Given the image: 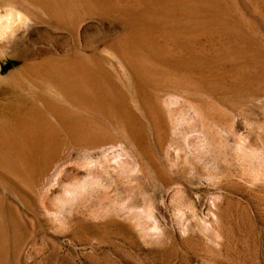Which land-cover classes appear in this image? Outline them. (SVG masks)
<instances>
[{
  "label": "rangeland",
  "instance_id": "obj_1",
  "mask_svg": "<svg viewBox=\"0 0 264 264\" xmlns=\"http://www.w3.org/2000/svg\"><path fill=\"white\" fill-rule=\"evenodd\" d=\"M5 1L2 13L12 8ZM108 1L121 12L73 5L67 25L29 19L13 36L18 47L0 49V119L19 93L63 107L43 118L42 148L0 165L8 217L0 264H264L263 65L254 62L241 85L226 73L230 60L193 91L165 77L146 84L143 63L178 76L161 50L166 42L189 52L191 43L219 47L233 35L215 30L206 6L188 14L186 0ZM237 1L264 38L261 9L259 19L247 0ZM190 21L209 26L185 28ZM77 50L98 55L94 77L109 94V111L79 107L68 88L63 100L45 87L42 71L23 67Z\"/></svg>",
  "mask_w": 264,
  "mask_h": 264
},
{
  "label": "bare ground",
  "instance_id": "obj_2",
  "mask_svg": "<svg viewBox=\"0 0 264 264\" xmlns=\"http://www.w3.org/2000/svg\"><path fill=\"white\" fill-rule=\"evenodd\" d=\"M247 1L250 3L249 5H251V8L253 9L254 13L259 16V19H260V14L262 13V16H263L262 20H263L264 19V0L263 1L247 0ZM5 2H3V0H0V5H5L6 4ZM186 2L189 5L193 6L190 9L188 8L189 5L187 6L186 12L188 14H192L193 12H195V10L191 12V9L193 8H196V11H197V8H201L203 6L208 7L210 11H207L206 13L210 17V23H213L216 26L215 30H217V27L219 29H224L226 32L233 35V38L231 39L233 41L228 42L227 44L219 45V47H197L196 43L195 45L191 43L188 45V48H186L187 50H190L189 52L188 51L183 52L182 49L177 50V48L170 45L171 43L167 44L166 42L165 45L161 46L162 47L161 50L163 51V55L168 60V63L170 64V66L172 65L171 67H175V69L177 68L176 70L178 71V76L171 77L170 75L172 74L168 76L167 74L169 73H168V69H166L165 64H164L165 68L161 67L162 69L155 68L153 70L151 69L153 67H151L149 70L145 65H143L144 64L143 63V64H140V66L142 65V68L143 70H145V74L147 76L145 82L147 81V79H149L152 83H158L163 77H165L167 80L168 79L172 80V82L175 85L177 84L180 87H184L186 89H192L193 91V89H196L197 87L201 86L200 79L203 78L202 76H204L206 73L210 72L208 71L209 69L211 68L215 69V67L218 66L219 64L223 65V62L225 63L227 62V60L228 61L230 60L232 63V66L231 68H229V70H227L226 73L229 77H231V79L233 80V83L241 85L243 84L242 82L247 81V79L245 78V74L247 73V71L251 72V69L249 67H251L254 62H258L259 65L261 63L264 67V38H260V31L258 28V25L260 26V22H258V20H255L252 16H249V14H244L243 13L244 9L243 11H240L241 8L238 7L240 3H238L237 0H203L204 3L201 2V0L200 1L199 0H186ZM171 3L172 2H170V4ZM7 5H9L12 8L6 11L5 13H2L0 10V49H3V50L5 48H9V47L15 48L17 46V39L15 40L13 36H15L19 30L21 31V28L28 25L27 22H29L28 21L29 19L41 20L40 18H44V19L50 20L52 18H56L61 23H63V25H67L71 19L70 12H71V7L73 5L77 7H83L85 9L88 6L97 8V9L103 6L102 9L106 12H112V11L121 12L120 9L116 8V6L115 7L111 6L112 4L108 0H10ZM168 7L171 8L172 10V7L170 6ZM260 9H261V13H260ZM170 13L171 12H169V18H170ZM165 22H166V19H165ZM183 26L187 29L191 28L192 30H197L198 28L201 29L209 25H203L196 21L194 22L190 21L189 24L186 23ZM207 37L208 36H206V38ZM184 38L186 37L184 36ZM213 38H215V36ZM199 40L200 39H198L197 41ZM159 45H162V44L160 43ZM250 52L253 53L252 54L253 56L250 55ZM162 57L163 56H161V58ZM98 62H99V57L95 53L88 55L81 50H77L73 55L64 54L63 56H58V57H54L50 59H41L38 61L36 60V61H31V62H25L23 64V67L33 68V69L36 67L37 69L42 71V73L44 74V78H45V81L43 82V84L46 85L45 87H47V89H49L50 92L58 91L59 95L61 96V98H63V100L68 95H65L64 91L61 89L68 88V89L75 91L74 93L77 99H74V100L75 101L79 100L78 102L80 103L78 104L79 107L84 108L85 107L84 105H86L87 102H89V104H92V106L94 107H98L99 105V111L101 110L109 111V109L111 108V106L109 105V100H110L109 94L104 90V88L102 89L101 84L97 81L98 79L94 77L95 66H97L96 63L98 64ZM150 66L152 65L150 64ZM2 70H3V66L0 64V81L5 78L2 75ZM259 72H260V69H259ZM13 74L14 73L12 72V75ZM215 78L211 80V82L214 81V84L216 80ZM142 80L143 79H141V81ZM259 81H260V73H259ZM203 86L205 87V85ZM178 89H181V88L178 87ZM172 91H173V88H172ZM148 98H146L145 100H147ZM152 98H153V95L151 97V102L154 101L152 100ZM41 99L43 100L44 97ZM49 101H50L49 99H46L43 105L41 106L39 103L40 97H38L37 94H34V95H28L26 93L18 94L16 98L17 105H15L16 107L13 109L11 115L5 119H0L1 120L0 121V165L9 160L14 161L16 160L15 158H21L24 155L25 157H27L25 152L29 150L30 148H38V147L42 148L43 147V144L40 141L42 137L41 134L49 130V124L48 126H46V124H44L45 122L43 121V118H46V115L48 114L51 115V114H55L57 111H63L62 110L63 107H59L60 109L58 110V107H54V105L50 103ZM148 105H149V101H148ZM205 109H206V106H205ZM94 112L95 111H93V113ZM59 115L64 121H66L67 118H65L63 113H59ZM162 121L160 124H162ZM66 122L70 125V128L73 131L79 132L80 124L78 125L77 123L70 122V121H66ZM94 126L91 125L90 127L92 128ZM92 130H95V128ZM80 131L83 132V130H80ZM98 136L100 135L98 134ZM95 138L97 139L96 136ZM26 162L27 160L24 163ZM3 191H6V190H0V250L2 251L5 249V243L7 240V239L5 240L6 233L4 234V228H5L6 220L8 219V217L7 219L5 218V210L1 203L2 202L1 199L5 198L4 197L5 193ZM15 213L16 212H13L9 208V221H11L14 224L13 226H15L16 222H18L16 221Z\"/></svg>",
  "mask_w": 264,
  "mask_h": 264
}]
</instances>
